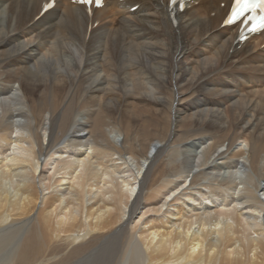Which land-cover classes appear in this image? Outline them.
Here are the masks:
<instances>
[{
	"label": "bare ground",
	"instance_id": "1",
	"mask_svg": "<svg viewBox=\"0 0 264 264\" xmlns=\"http://www.w3.org/2000/svg\"><path fill=\"white\" fill-rule=\"evenodd\" d=\"M232 1L0 0V264H264V32Z\"/></svg>",
	"mask_w": 264,
	"mask_h": 264
},
{
	"label": "rangeland",
	"instance_id": "2",
	"mask_svg": "<svg viewBox=\"0 0 264 264\" xmlns=\"http://www.w3.org/2000/svg\"><path fill=\"white\" fill-rule=\"evenodd\" d=\"M78 120H80V122H82L83 121V117L79 116L78 117ZM114 135H115V137H114ZM110 137H111L112 140H114L116 138V140H118L116 143H120L122 141V135H119V134H111ZM206 139H208V138L206 137ZM208 145L207 146L206 145H203L199 140L198 141L196 140L195 142L189 141L187 145L179 148L178 156H176V157L173 158V157L169 156V154H165V156L162 158V160H163L162 162H166L169 166H166V168L163 169V167L159 164L156 168L153 169V172H152L151 177L153 175L157 174V173H160V172L164 173L165 176H173L174 177V175H175L176 172L173 171V170H171L172 169V166L173 165H176V166H179L180 165V167H181L183 160H185V158L188 157L189 155L199 154L203 158V161L202 162H205L204 153H205L206 147H208ZM238 145H239V148H246L244 145L240 144V142L235 145V148H237ZM225 150H226V145H225V148L223 147L222 149H220L221 153L225 152ZM220 151H219V154H220ZM224 161H226V160L224 159ZM224 161H223V158H220V157L217 158V159L216 158L212 159V163L214 162L215 164L225 163ZM170 162H172L173 164L170 163ZM215 164H213V165H215ZM227 167H228V165L221 164L220 165V171L221 172H219V174L221 175L220 176V179L221 180H223L224 182L227 181L226 183H229V182H231V181H233L235 179L233 177L235 176L236 168H234L233 165H232L233 168L231 166H229L228 168ZM251 173L252 172H248V170H244L243 169V170H241L237 174V177L236 178L238 179L239 182H242V183L245 182L247 184H250V179H251L250 177L252 176ZM172 174H174V175H172ZM224 182H222V183H224ZM232 183L237 184V181L234 180ZM233 185H231V186H233ZM156 187H157V185L154 186V188H156ZM92 243L93 242H91V244ZM8 251H10V249ZM115 251H117V249ZM2 255L1 256L4 257L5 255H8V253L4 252ZM107 258L110 259L108 256L107 257H104V259L101 262H98L96 264H102V263L103 264H107V263L110 264V262H112L113 258L111 257V259H110L111 261L108 260Z\"/></svg>",
	"mask_w": 264,
	"mask_h": 264
},
{
	"label": "snow or ice",
	"instance_id": "3",
	"mask_svg": "<svg viewBox=\"0 0 264 264\" xmlns=\"http://www.w3.org/2000/svg\"><path fill=\"white\" fill-rule=\"evenodd\" d=\"M89 3H91V0H88Z\"/></svg>",
	"mask_w": 264,
	"mask_h": 264
}]
</instances>
